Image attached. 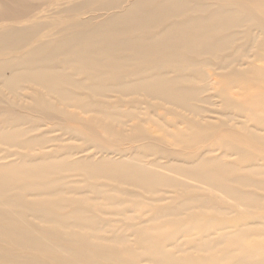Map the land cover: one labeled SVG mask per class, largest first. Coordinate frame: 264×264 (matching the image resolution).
<instances>
[{
	"label": "rangeland",
	"instance_id": "1",
	"mask_svg": "<svg viewBox=\"0 0 264 264\" xmlns=\"http://www.w3.org/2000/svg\"><path fill=\"white\" fill-rule=\"evenodd\" d=\"M82 1L0 0V264H264V0H174L105 42L137 0L62 12ZM188 22V47L126 42ZM95 30L80 62L67 42Z\"/></svg>",
	"mask_w": 264,
	"mask_h": 264
},
{
	"label": "bare ground",
	"instance_id": "2",
	"mask_svg": "<svg viewBox=\"0 0 264 264\" xmlns=\"http://www.w3.org/2000/svg\"><path fill=\"white\" fill-rule=\"evenodd\" d=\"M92 0H85L82 1V3H78V4H74L72 6H70L68 9L63 10L62 12H80L83 11L85 7H87L90 2ZM152 0H137L133 3L130 4L129 7H127V9L125 10L124 13L121 14H112L110 16L109 19H106L103 23H101L100 27H102L103 29L106 30V32H104L105 34L102 36L103 39L101 40L100 37H97L98 34V30H95L94 32L91 31V33L84 34V32L79 31L77 33L72 34L73 36L71 37V39L68 40L67 43H69V45H71L70 43H73L75 46H77L81 52L78 55V60H80V62H86L90 60V56L91 55H96V54H100L102 52L96 50L95 46H96V40L100 39L99 42H105V37L107 35H113L115 32V27L113 26V24H115V22L124 20V23L127 26V30L132 31L135 29H142L144 27H147L146 25L150 22H157L165 17H168V15L172 14L173 12V8L171 9H167L166 7H168L167 5L174 4L176 5V2L174 0H165V7L163 6L164 3L160 4L159 6H157L156 8H149L150 6V2ZM246 3V2H245ZM180 5V4H179ZM247 5V4H246ZM258 13V12H257ZM195 22V21H194ZM88 21H82L80 23L75 24L77 29H82V27H84L83 25H87ZM193 23L192 22H188L186 24H182V25H178V26H172V28L170 30H168L167 32H164L162 34H159L155 37H153L152 39H148V38H131L129 40H127V44L131 45V46H135V47H139L140 49H149L151 47L154 46H159V47H167V45L169 44L170 47L173 46V44L175 43V41H179L180 43H184V45L186 47H188V45H192V39H190V41L187 39V41L183 40L184 35L186 33H188V31L192 28ZM154 27V26H153ZM101 28V29H102ZM194 28V27H193ZM45 29V28H44ZM97 33V34H95ZM5 34V33H4ZM4 34H2V36H4ZM6 39H11L10 37H6ZM194 39H196L194 37ZM98 42V43H99ZM110 45V49H113L115 47H121V45H124V42H120V43H109ZM62 46H65V43L62 44ZM189 49H192L191 47H189ZM55 52L52 53V57H54ZM34 55V53H30L28 55H26V58H28L29 61H32L33 64V69H28L27 68V72L28 73H39L41 71L40 67L35 66L36 62L35 60H32V56ZM150 57L151 56H156V54L154 52H150V54H148ZM27 62V60L25 61V63ZM255 74H257V76H260L261 78H264V70L263 69H258ZM254 74V75H255ZM34 78H37L38 76H36L37 74H34ZM9 79V78H8ZM43 79V78H42ZM157 82V81H156ZM44 84H48V85H43L45 87L51 86L49 83L50 81H43ZM159 83V82H157ZM161 84V83H160ZM123 89L126 90H135L137 88H143L145 90H147L148 92L150 91V89H154L157 87H162V86H157L155 83H153V81H148L147 83H145V81H141L139 82H133L132 84H123ZM155 90V89H154ZM154 93H159L161 94L165 99L168 100H175L178 101V96H176L174 93L162 90L160 92L158 91H152ZM182 95V93L180 94V96ZM258 97V101H255V99ZM252 102H250L249 106H250V110L252 111V113H254V111L258 108L259 105L263 104L264 105V96H263V101L261 102V104H259V102L261 101V97L256 96V97H251L250 98ZM255 114V113H254ZM259 121H264V118L258 117ZM2 169H5L3 167H0ZM91 172H95V169H91ZM7 172L6 170H2L0 173H4ZM132 178H129L128 175L125 176V179L128 180H136L137 182L139 180H141L139 175H131ZM7 180V177L5 176H0V184L4 185L5 182ZM248 196H245V198ZM253 198H247V200H252ZM22 240L23 236H21ZM230 241H228L229 243ZM215 257H210V258H191V257H187V259H192L191 261L196 262L197 264H203L205 262H211L214 263L215 262ZM264 262V260H263Z\"/></svg>",
	"mask_w": 264,
	"mask_h": 264
}]
</instances>
